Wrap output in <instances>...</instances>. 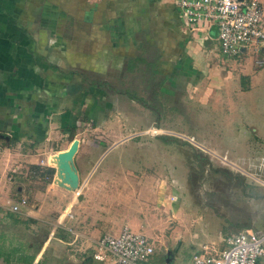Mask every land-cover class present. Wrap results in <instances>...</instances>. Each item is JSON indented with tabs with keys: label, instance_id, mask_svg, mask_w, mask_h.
<instances>
[{
	"label": "rangeland",
	"instance_id": "1",
	"mask_svg": "<svg viewBox=\"0 0 264 264\" xmlns=\"http://www.w3.org/2000/svg\"><path fill=\"white\" fill-rule=\"evenodd\" d=\"M259 1L264 9V0ZM210 55L234 79L205 97V103L184 88L170 83L164 87L169 76L166 79L162 69L152 85L145 81L149 69L105 76L112 90L126 96L100 98L106 106L94 109L96 126L81 119L52 142L53 150L74 139L82 142L74 158L83 177L80 192H67L54 184L55 172L50 180L30 178L28 171L35 164L23 163L10 172L14 191L18 187L48 189L51 211L44 232L47 238L53 234L48 250L56 251L57 244L64 249L63 263L73 256L77 264H113L110 257L92 262L94 241L102 235L117 237L124 227L153 246V264H167L169 251V264H188L196 253L215 255L224 243L219 235L224 239L246 228L264 235V187L236 168L247 171V165L238 160L264 155V66L254 64L253 52L228 58L213 49ZM164 91L172 97L167 98ZM93 93L99 97L100 92ZM89 97L85 96L83 106ZM78 111L81 115V105ZM153 129L158 133L150 132ZM194 133L200 134L198 145L182 138L193 135L196 141ZM164 137L177 141L165 142ZM225 148H230L229 163L214 155H222ZM43 155L37 167L55 170L51 151ZM92 167L93 174L84 177ZM29 195L28 204L39 203V198Z\"/></svg>",
	"mask_w": 264,
	"mask_h": 264
},
{
	"label": "crops",
	"instance_id": "2",
	"mask_svg": "<svg viewBox=\"0 0 264 264\" xmlns=\"http://www.w3.org/2000/svg\"><path fill=\"white\" fill-rule=\"evenodd\" d=\"M175 2L0 0V264H65L62 246L48 250L53 238L52 233L47 238L44 232L51 211L46 202L48 189L38 192L18 187L14 191L10 172L28 162L29 166L35 164L29 177L46 180V168L37 167L38 161L48 151L56 155L71 144L55 145L53 150L52 142L59 134L69 132L81 119L96 126L93 111L106 106L100 98L126 96L112 90L106 75L149 69L145 81L152 85L162 69L165 78L169 76L164 87L170 83L184 88L200 103L234 79L232 72L210 55L213 49L219 51L216 28L190 32ZM94 91L100 92L99 97ZM162 94L171 96L166 91ZM87 95L90 97L83 106ZM130 100L144 102L142 98ZM194 135L200 140V134ZM81 147L79 140L77 153ZM224 150L219 156L227 152L229 159L230 148ZM258 155L238 160V164L244 162L249 167L264 157ZM93 168L84 177L91 176ZM77 172L81 181L78 168ZM30 193L39 198L38 204L27 203ZM22 200L25 204L13 212L11 206ZM34 238L40 240L33 242ZM219 239L224 240L220 235ZM67 259L66 264H77L75 257Z\"/></svg>",
	"mask_w": 264,
	"mask_h": 264
},
{
	"label": "built area",
	"instance_id": "3",
	"mask_svg": "<svg viewBox=\"0 0 264 264\" xmlns=\"http://www.w3.org/2000/svg\"><path fill=\"white\" fill-rule=\"evenodd\" d=\"M175 4L180 19L190 32L216 28L222 56L240 58L253 52L256 54L254 64L264 66V9L259 0H176ZM150 132L158 133L155 129ZM182 138L198 145V137L196 141L193 135ZM226 153L223 156L213 154L216 159L227 162ZM236 168L264 187V157L250 165L247 171L239 166ZM24 204L22 200L12 205L11 210L17 212ZM223 242L224 248L217 254L196 253L188 264H264V235L245 229L229 234ZM153 254L154 248L145 237L124 227L117 237L105 235L99 238L92 258L102 262L110 257L113 264H153Z\"/></svg>",
	"mask_w": 264,
	"mask_h": 264
},
{
	"label": "water",
	"instance_id": "4",
	"mask_svg": "<svg viewBox=\"0 0 264 264\" xmlns=\"http://www.w3.org/2000/svg\"><path fill=\"white\" fill-rule=\"evenodd\" d=\"M79 140L74 139L70 146L53 156L55 161V177L54 184L67 192H80L82 185L80 184L77 168L74 165V157L78 151ZM115 146V145H114ZM112 146V147H114ZM81 196L79 199L81 200ZM170 252L167 253L170 256ZM92 259V256H91ZM169 258L166 263H169Z\"/></svg>",
	"mask_w": 264,
	"mask_h": 264
},
{
	"label": "trees",
	"instance_id": "5",
	"mask_svg": "<svg viewBox=\"0 0 264 264\" xmlns=\"http://www.w3.org/2000/svg\"><path fill=\"white\" fill-rule=\"evenodd\" d=\"M171 139H173L174 141H177V139H174V138H172V137H164L162 140H164L165 142H170ZM204 162H205V164H207V159H206V158L204 159ZM204 166H205V165H204ZM204 166L202 167V169H204ZM54 172H55L54 169H52V168H46V169H45V177H46V180H50L51 177H53ZM201 174H202V172H201ZM246 229H248V230H252V229H250V228H246ZM243 230H245V229H243ZM253 232H254V233H257V234H260V232H255V231H253Z\"/></svg>",
	"mask_w": 264,
	"mask_h": 264
}]
</instances>
